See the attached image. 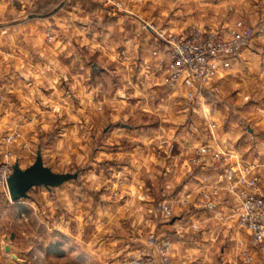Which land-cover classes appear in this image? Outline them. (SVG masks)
Instances as JSON below:
<instances>
[{
  "label": "rangeland",
  "instance_id": "374dc122",
  "mask_svg": "<svg viewBox=\"0 0 264 264\" xmlns=\"http://www.w3.org/2000/svg\"><path fill=\"white\" fill-rule=\"evenodd\" d=\"M190 1L194 6L195 20L203 26L193 24L180 32L168 33L184 34L201 29L227 39L232 31L251 30L252 36L238 56H252L254 53L249 54L251 47L256 48L255 67L251 66L250 71L259 81L256 83L261 89L259 93H251L250 96L248 93L246 98H242L229 97L230 91L226 89L223 92L220 79L222 60L228 57L221 60V71L209 88V85L198 83L192 87L183 83L171 87L165 61H162L168 88L161 89L147 84L151 82L149 76H159L156 70H151L138 58L128 61V64L112 65L115 60L108 55H105L107 59L99 57L101 53L95 49H59L53 58L55 78L46 80L44 70L42 72L44 66L33 67L29 62L43 59L44 51L32 55L29 51L19 52L23 62L16 67L13 60L18 54L9 51L6 58H1L0 51V138L8 132L19 135L16 143L5 147L12 149L16 161L23 168L33 164L38 152H41L45 165L53 171L78 173L76 179L51 191L43 186L35 187L28 198L19 202L11 201L9 193L0 188V257L4 255V245L7 244L21 251L24 264L29 263L31 252H38L39 256L37 260H31L33 264H115L117 254L108 252L109 239L141 231L147 237L157 230L156 226L144 224L145 215L139 204L150 200L159 218L169 223L171 220L163 217L160 205L167 203L174 209L173 203H176L181 208V201L187 198L177 200L168 187L165 191L161 190L163 169L172 171L168 183L174 182L173 173L180 176L181 169L185 171V176L194 172L190 159L197 146L192 147L191 152L185 144L196 139L187 125L190 119H194L188 109L198 101L214 103L210 111L219 121V126L211 124V127L215 126L214 130H207L205 116L199 114L194 119L201 125L199 134L202 144L214 145L220 151L256 152L254 156L264 159V0ZM156 38L155 43H163L157 35ZM164 50L165 44L161 54L166 57ZM75 53L84 56L89 64L99 61L103 65V76L96 81L57 78L61 64L68 63L71 68L69 60L73 59L75 63ZM87 68L90 69L89 66ZM35 72L38 75L36 78L29 76ZM8 73L11 76H7ZM255 77L246 85H253ZM130 81L138 90L133 96L137 98L132 99L136 107L153 106L151 98L150 101L140 98L142 91L169 94L167 114L143 112L131 115V110L135 109L131 99H120L115 94L117 86H124L126 91H130L133 88ZM209 89L214 91L213 95L208 93ZM173 93L176 94L173 96ZM198 96L201 98L198 99ZM160 118L163 124L159 131L157 123ZM180 121L185 123L184 129L175 130L172 134L173 129L180 126ZM146 123H149V129H142L141 125ZM125 124H130L133 129L125 128ZM183 138L186 140H181ZM163 139L168 140L167 145L162 144ZM211 141L214 144L208 143ZM243 159L250 158L245 156ZM147 189L148 192H145ZM78 216L85 225V233L79 241L75 237L68 241L58 227H53L61 223L66 225L69 221L70 228L74 229ZM132 220H137L133 226ZM182 227V234L191 238L187 248L207 249L212 257H209L208 263L213 264L230 263L237 252L236 237L247 238L246 232L234 225L204 223L198 231L188 225ZM194 235L198 236L196 242L192 240ZM205 261V257L198 256L194 262L206 264Z\"/></svg>",
  "mask_w": 264,
  "mask_h": 264
},
{
  "label": "crops",
  "instance_id": "0c3cea01",
  "mask_svg": "<svg viewBox=\"0 0 264 264\" xmlns=\"http://www.w3.org/2000/svg\"><path fill=\"white\" fill-rule=\"evenodd\" d=\"M238 1L245 2L247 0ZM115 2L118 5H115L110 0H0L1 58H6L7 52L9 51L14 52L15 55L18 54L17 58L13 60V65L16 67L20 66L23 62L19 52L29 51L32 55L35 54V52L44 51L45 56L43 59L41 58L39 61L29 62L33 67L34 65L38 67L42 64V66H44L42 72L43 70L45 72L43 75L45 76L44 79L48 80L55 78V62L53 58L56 50L79 51L84 48L95 49L101 53L99 57L107 59L105 55H108L112 60H115L112 65L128 64V61L138 58L142 63L146 64V66L151 67V70H156L155 72L159 76L158 78L149 76L148 78L149 80L151 79V82L147 84H153V86H157L161 89L168 88L166 85L167 76L165 75L162 64V61L166 62V57L161 54V48L163 49L164 44L155 43V39H157L156 34L160 30L180 32L188 26H193V24L195 26H203V23L199 24V22L197 23L195 20V12L193 11L194 6L191 5V1L115 0ZM157 50L158 53L154 54ZM255 52L256 48L252 46L249 52V54L254 53L252 56L245 54V56H247L245 57L241 54L238 57H228L222 60V73L220 78L221 89L223 92L225 89L230 91L229 97L242 96V98H246L248 95L250 96L251 93L256 95L261 91L259 85L256 84L259 82L256 80L257 77L250 71L251 66L255 67L253 64L257 58ZM75 56L77 57L75 63L73 59L69 60L71 62V68L68 63L60 65L61 69L56 73L57 78L61 77L68 81L77 79H93V81H96L100 79L101 75L103 76V65H101L99 61L94 60L92 64H89L85 61L86 59H84V56L78 55V53H75ZM5 66L8 65L6 64ZM88 66L90 69L87 68ZM36 72L30 73L29 76H34L36 78V76H38ZM19 73L22 74V72ZM7 76H11L10 73H8ZM254 77L255 79L252 81L253 85H246V83H249L250 79ZM129 83L135 89L130 88V91H126L124 86H117L115 88V94L120 99H131L133 108H135L131 110V115L143 112L145 114H167L165 110L169 108L168 105H166V102H169L170 99L169 94L156 91H154L155 93H144L142 91V96L140 98H146L148 101H150L151 98L153 106H147L145 108L136 107L132 99L137 98L133 96L138 93V90H136L133 82L130 81ZM176 93H173V96ZM199 98H201V96H198V99ZM193 104L194 105L191 106L188 111L194 119H196L199 114L205 116L207 118V130H214L216 125L219 126V121L212 116L210 111L214 103L210 101H198L196 104ZM247 109L249 108H246V110ZM180 119L183 120V117H180ZM186 119L188 120V117H186ZM194 119H190L191 122L187 125L188 129L193 130L196 138L191 141L190 144H185L187 145L186 149L189 151H191L192 147L202 144L199 134L201 125ZM180 123V126L173 129L172 134L175 130L184 129L183 126L185 127V123L183 121H180ZM157 124L158 126H156L160 131L161 125L163 124L161 118L158 119ZM211 124L216 125L211 127ZM149 127V123L141 125L142 129H149ZM125 128L133 129L130 124H125ZM186 136H188V134ZM223 138L228 137L224 136ZM239 139L240 138L237 140ZM181 140L185 141L186 138ZM208 143L214 144L212 141ZM181 145L184 146L183 143ZM230 152L234 155L232 162H235L237 158L243 159L245 156L250 158L246 160H252L256 157L254 156L256 152L253 154L241 153L233 150H230ZM174 163H176V160ZM174 165L176 166V164ZM176 171L178 170L176 169ZM168 172L170 173L169 175H167ZM171 173L172 171H165V169H163L161 190L165 191L168 187L176 195L175 197L177 200H183L184 197L187 199L183 200L185 202H179L181 208L176 206V203H173L174 218L169 221V223H165V221L159 218L158 212L155 210L150 200L143 204H139V209L142 211L143 215H145L144 224L146 226H156L157 230L154 232L157 231L156 233L158 235L166 236L170 240L172 239L176 261L188 256L189 259L186 261V264H196L194 262L195 259L201 256L205 257L206 264H213L208 263L210 262L209 257L211 256L207 249L191 250L187 248V243L191 242V238L182 234L184 230L182 226L188 225L192 227L193 225H197L199 227L204 223L211 225L216 224L218 226H231L232 223H229L227 219L230 209L229 207L226 208L222 206L220 207L221 209L219 208L218 212H213L204 208L202 202H198L197 178L204 174L202 171H196V177L194 178L192 173L185 176V171L181 169L180 176L175 175L176 172L173 173L174 175H172V178L174 182L168 183V178L171 177ZM207 174H210L212 179H216L217 177L216 171L211 170L208 171ZM181 178H183V180ZM180 181L181 183H179ZM51 190L52 189H48V191ZM148 190L149 189L145 190V192H148ZM129 194L132 196V193ZM183 203L186 204L183 205ZM80 219L81 218L78 216L77 225L74 229L70 228L69 221H67L68 223L66 225L61 223L59 226L54 225L53 227H58V231L61 232L63 236L67 237L66 239H68V241L72 237H75L76 240L79 241L80 237L85 233V225ZM135 222H137V220H132L131 226H133ZM127 225L130 224L127 222ZM142 232L143 231L138 234L131 232L129 235L112 237L109 239L110 244L108 252H111V254L115 253L118 256L119 254L117 252L125 249L129 244H143L146 236H144ZM232 236L235 238L234 234ZM197 237V235L196 237L194 235L192 240L194 239L195 242L198 241ZM199 237L204 238L205 236L200 235ZM139 240L142 241L139 242ZM4 246L5 253L0 257L1 264H24L20 250H17L14 245L5 244ZM7 246L10 247V250L7 249ZM38 257V252H31L28 264H33L31 260H37ZM199 264H201V262Z\"/></svg>",
  "mask_w": 264,
  "mask_h": 264
},
{
  "label": "built area",
  "instance_id": "2783aa9c",
  "mask_svg": "<svg viewBox=\"0 0 264 264\" xmlns=\"http://www.w3.org/2000/svg\"><path fill=\"white\" fill-rule=\"evenodd\" d=\"M118 5L115 0H110ZM165 44L164 64L168 84L176 87L213 86L221 69L224 57L238 56L252 36L251 30L232 31L229 38L222 39L213 31L193 29L184 34L160 30L156 34ZM158 50L154 52L157 54ZM218 91V90H216ZM213 95L214 91L208 90ZM19 135L8 132L0 138V188L8 191V178L17 162L13 151L5 145L16 143ZM167 145L168 140L163 139ZM233 153L220 151L211 144L197 146L190 159L196 171L204 174L197 178L198 202L207 210L218 212L220 207H229L228 221L245 231L247 238L236 237L237 252L228 264H264V159L237 158ZM216 171L212 179L208 171ZM221 209V208H220ZM160 210L166 220L174 218L170 205L163 203ZM234 223V224H233ZM192 228L198 231L199 227ZM189 257L176 261L172 241L166 236L150 232L141 245H127L117 256L115 264H186Z\"/></svg>",
  "mask_w": 264,
  "mask_h": 264
},
{
  "label": "water",
  "instance_id": "95a60500",
  "mask_svg": "<svg viewBox=\"0 0 264 264\" xmlns=\"http://www.w3.org/2000/svg\"><path fill=\"white\" fill-rule=\"evenodd\" d=\"M78 173H58L46 166L41 152H38L35 161L23 168L19 162L13 166V173L8 178V191L11 201L19 202L29 197V192L35 187L53 189L76 179ZM13 237V235H12ZM10 250V247L7 246Z\"/></svg>",
  "mask_w": 264,
  "mask_h": 264
}]
</instances>
